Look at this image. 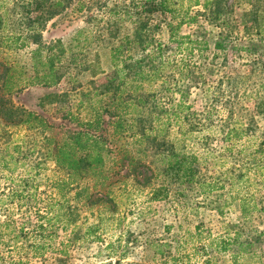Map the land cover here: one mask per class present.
<instances>
[{
    "label": "rangeland",
    "instance_id": "obj_1",
    "mask_svg": "<svg viewBox=\"0 0 264 264\" xmlns=\"http://www.w3.org/2000/svg\"><path fill=\"white\" fill-rule=\"evenodd\" d=\"M169 1L173 9L155 13L151 20L158 23L152 36L164 45L163 76L169 81L156 102L170 106L181 95L186 97L185 104L193 112L188 123L204 131H193L184 144L200 158L205 180H215L221 187L200 194L191 185L178 199L169 193L164 199L150 200L147 189L138 188L124 175V162L117 165L108 194L113 203L81 207L74 224H61L53 214L65 205L66 192L63 188L62 201L51 184L64 172L42 154L37 131L10 128L12 141L0 143L2 152L15 159L8 168L0 165V264H264V110H254L264 94V47L260 46L264 29L255 34L248 18L253 4H264V0H217L206 7L205 0L196 4L194 0ZM80 2L79 8L77 0H0V60L27 70L34 44L19 47L17 35L27 19L44 16L45 10L53 13L32 26L42 42L59 39L63 44L60 82L50 87L26 86L8 98L60 132L77 127L53 116L41 98L67 91L75 103L78 92L110 68L112 34L119 38L133 27L126 17L130 0ZM166 22L172 25L171 34ZM185 35L205 40L201 54ZM216 39H221L224 49L213 47ZM252 42L256 45L245 51L243 46ZM199 68L203 79H194ZM188 123L183 122L182 128L187 129ZM225 123L246 130L230 149H223L216 132ZM239 170L249 184L243 186L245 179H235ZM11 192L16 195L10 197ZM239 198L247 205L245 213L240 212ZM233 236L236 242H231ZM220 239L229 240L224 250H219Z\"/></svg>",
    "mask_w": 264,
    "mask_h": 264
},
{
    "label": "trees",
    "instance_id": "obj_2",
    "mask_svg": "<svg viewBox=\"0 0 264 264\" xmlns=\"http://www.w3.org/2000/svg\"><path fill=\"white\" fill-rule=\"evenodd\" d=\"M80 1L77 0L79 8ZM193 3L196 4L197 0ZM208 3L216 4L218 1L205 0L203 6ZM255 4L248 12V18L253 22L254 33L259 34L264 29V4ZM130 5L131 10L126 17L131 19L132 31L119 38L112 34L110 68L95 80H90V86L78 92L79 99L75 103L70 102L67 91L50 92L41 98L52 109L53 116L74 123L76 130L60 132L42 116L14 105L8 98L9 94L26 86H54L63 76L60 70L63 44L59 39L47 44L42 42L40 33L32 26L33 21L51 18L53 13L50 10H45L44 16L27 19L25 29L17 35L21 41L19 47L27 45V42L34 44L28 53L29 70L20 64L12 65L0 60V143L12 141L10 128L33 130L41 135L42 154L64 172L63 178L51 184L62 201L65 197L63 188L66 192L65 205H60L58 212L53 214L55 220L60 218L61 224H74L81 207L90 208L95 203L108 201L113 203L108 194L113 177L118 173L117 165L121 167L124 162V175L131 177L138 188L147 189L150 200L164 199L169 193L178 199L191 185H195L200 194L221 187L215 180H205L200 158L184 144V139L193 131L199 134L204 131L200 126L193 127L188 123V115L193 112H189V105L185 104L186 97L181 95L170 106L156 102L157 94L168 89L169 81L163 76L167 63L164 61V45L155 42L152 36L158 23H151V20L155 13L163 15L172 10V3L169 0H130ZM258 6L263 11L258 10ZM166 25L171 34L172 25L168 22ZM184 37L186 41L195 43L198 54H201L205 40H190L188 35ZM255 45L252 42L243 49L249 52ZM260 46L264 47V43L261 42ZM213 47L224 49L221 39L214 40ZM186 49L192 50L191 46ZM137 50L140 55H133ZM201 69L194 79H203ZM261 71L264 73V62ZM254 110L257 113L264 110V94L255 102ZM204 112L209 117V110ZM185 121L189 125L185 126L187 129L182 128ZM216 132L223 149H230L242 135H246L242 125L229 126L228 123ZM11 146L16 148L15 144ZM4 155H8L7 160H4ZM251 155L248 153L247 157ZM108 160H111L109 164ZM13 161L15 159L9 153L0 149V165L7 166ZM258 168L257 165L255 169ZM235 179H245L243 186L250 183L249 178L242 179L240 170ZM103 190L101 196H94ZM9 195L16 194L11 192ZM239 208L241 213L247 211L244 198H239ZM228 241L220 239L219 250L226 249ZM231 242H236V236Z\"/></svg>",
    "mask_w": 264,
    "mask_h": 264
}]
</instances>
